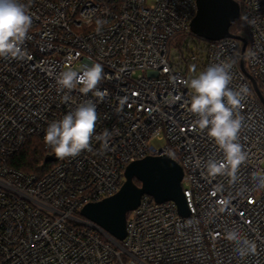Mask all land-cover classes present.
I'll list each match as a JSON object with an SVG mask.
<instances>
[{"label":"built area","instance_id":"1","mask_svg":"<svg viewBox=\"0 0 264 264\" xmlns=\"http://www.w3.org/2000/svg\"><path fill=\"white\" fill-rule=\"evenodd\" d=\"M236 1L245 41L195 35V0H21L32 18L26 56L0 58V264H264V0ZM96 18L106 21L99 32ZM95 63L101 95L58 89L61 72ZM221 63L229 87L248 89L234 176L209 174L224 153L189 110L190 80ZM89 100V149L49 161L42 175L12 165L30 137L44 142L50 123ZM163 154L183 167L189 216L145 195L121 240L80 213L121 188L129 163ZM234 229L254 251L239 254L227 239Z\"/></svg>","mask_w":264,"mask_h":264},{"label":"clouds","instance_id":"2","mask_svg":"<svg viewBox=\"0 0 264 264\" xmlns=\"http://www.w3.org/2000/svg\"><path fill=\"white\" fill-rule=\"evenodd\" d=\"M85 15L87 21L92 23L93 14ZM105 23L103 19H95L97 32ZM31 27L32 18L21 0H0V58L23 59L26 52L22 50V45L28 38ZM102 73V65L95 63L84 66L80 72H61L56 82L60 91L67 89L70 92L79 85L82 93L96 90L94 94L99 96L101 94L97 86L103 79ZM231 81L230 65L221 63L209 66L189 82L192 90L189 110L197 116L195 123L200 129L208 130V135L224 153L223 161L210 160L206 165L209 174L213 176L229 171L234 176L238 165L245 159V153L237 142L242 117L236 113L248 89L242 85L239 90H234L229 87ZM63 99L68 101L69 96L65 95ZM96 122V104L86 101L61 120L50 123L44 142L59 159L76 157L89 149ZM108 135L105 132L104 138ZM227 239L237 243V251L241 256L255 250L254 244L243 238L239 230L229 231Z\"/></svg>","mask_w":264,"mask_h":264},{"label":"water","instance_id":"3","mask_svg":"<svg viewBox=\"0 0 264 264\" xmlns=\"http://www.w3.org/2000/svg\"><path fill=\"white\" fill-rule=\"evenodd\" d=\"M195 1L197 13L190 23L195 35L207 40L236 36L230 31L240 18L236 0ZM237 37L245 41L243 37ZM57 159L55 154L46 157L47 162ZM183 177V167L169 155H148L128 164L125 181L115 194L86 204L80 213L122 240L127 235L128 212L136 209L145 195L152 196L157 202L174 201L182 216L190 215Z\"/></svg>","mask_w":264,"mask_h":264},{"label":"trees","instance_id":"4","mask_svg":"<svg viewBox=\"0 0 264 264\" xmlns=\"http://www.w3.org/2000/svg\"><path fill=\"white\" fill-rule=\"evenodd\" d=\"M245 30L246 28L241 18L234 22L230 28V31L237 36H243ZM47 153L48 151L41 138L32 136L12 158L11 163L25 173L42 175L53 165L52 162L46 161ZM137 182L140 183L139 181Z\"/></svg>","mask_w":264,"mask_h":264},{"label":"rangeland","instance_id":"5","mask_svg":"<svg viewBox=\"0 0 264 264\" xmlns=\"http://www.w3.org/2000/svg\"><path fill=\"white\" fill-rule=\"evenodd\" d=\"M153 142H154L156 145H159V144H160V142H158V141H156V140H153ZM162 144H163V142H162Z\"/></svg>","mask_w":264,"mask_h":264}]
</instances>
